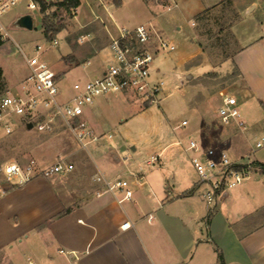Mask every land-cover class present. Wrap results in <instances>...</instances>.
<instances>
[{"label": "rangeland", "instance_id": "rangeland-1", "mask_svg": "<svg viewBox=\"0 0 264 264\" xmlns=\"http://www.w3.org/2000/svg\"><path fill=\"white\" fill-rule=\"evenodd\" d=\"M26 1H20L2 17L13 42L0 46V99L16 91L28 74L26 62L17 45L29 57L34 54L37 45L50 47L51 37L46 34L44 19L61 27L53 36L58 40V45L43 55L57 73L61 100L72 93L76 80L91 77L95 70L104 66L109 55L110 34L113 32L114 36H118V26L132 28L151 23L157 33L175 47L172 51L160 49L150 69L151 81L162 82L163 90L153 103L134 91H128L101 96L86 107L85 118L91 125L100 117V106H105L102 131L110 133L111 137L107 139V134H98L101 138L98 143L102 142L106 151L110 149L114 153L117 150L112 144L121 151L127 150L130 162L135 160L141 163L140 173L151 181L159 173L167 178L173 177V167L166 164L160 166V163L150 166L146 161L161 146L175 141L176 135L184 141H188L189 137L198 143L211 141L210 146L221 147L232 159L251 153V159L264 162V146L255 148L258 138H264V129L252 128L256 122L253 114L257 105L255 107L253 101L245 96L239 71L231 65L234 54L253 35L251 29L256 32L264 30V13L260 9L246 12L251 0L221 1L210 9V22L214 30L217 28L214 20L222 24V15L233 22L231 27L213 39L199 36L195 30V14L206 0H121L119 6L114 4V0H81L80 6L71 11L52 2L46 12L42 11L41 6L39 11L29 12ZM176 3L178 6H175ZM261 8L264 10V6ZM26 13H31L34 19V29L31 31L15 25L18 16ZM198 41L203 42V48ZM224 90L233 93L240 101V109L250 127L247 132L242 133L220 121L217 110L221 102L220 93ZM205 128L210 133L204 136L202 131ZM60 142L65 150L58 148ZM98 143H91L84 149L63 126L53 133H45L36 129L27 130L18 124L12 135L0 139V168L12 158L22 163L29 157L37 158L40 165L45 161L52 163L61 159L58 157L60 154L74 149L79 158L85 156L88 166L97 163L104 171L107 157L104 151L95 150L94 146ZM45 144L48 148L42 149ZM200 144L204 146V143ZM174 147L179 148L177 145ZM170 156L178 163L183 161L189 165L188 172L184 173L186 179L198 177L186 155L178 152ZM41 157L44 159L39 160ZM125 166L126 163H121L120 168L126 169ZM257 171L261 172L260 169ZM123 177L133 179L129 174ZM253 177L262 178L259 173ZM3 178L0 171V181ZM258 216H264V210Z\"/></svg>", "mask_w": 264, "mask_h": 264}, {"label": "crops", "instance_id": "crops-1", "mask_svg": "<svg viewBox=\"0 0 264 264\" xmlns=\"http://www.w3.org/2000/svg\"><path fill=\"white\" fill-rule=\"evenodd\" d=\"M221 1L206 0L195 17ZM256 9L264 13L251 0L246 12ZM251 31L253 35L234 54L231 65L239 71L245 96L257 105L252 128L263 130L264 30ZM105 110L104 105L100 106V117L91 123L99 135H110L102 131ZM202 133L205 136L210 132L205 128ZM175 138L156 152L161 153L160 166L173 167V177L159 173L152 181L144 178L134 187L133 197L123 203L108 192L98 195L103 185L94 181V175L100 166H88L85 156L79 158L74 149L58 156L74 165L71 172L36 178L21 186H13L3 178L0 264H70L72 258L60 250L79 253V264H219L220 254L223 264H264V216H258L264 210V175L254 171L245 181L246 186L241 187L243 182L209 203L204 197L209 186L200 183L197 176L186 179L189 165L170 158L171 153L182 152L190 159L182 147H174L181 139L177 135ZM205 142H200L205 147L199 144L212 147L211 141ZM62 147L60 142L58 148ZM94 147L106 153L107 166L101 171L109 178L125 179L123 176L129 174L134 179L133 174H141V163L134 160L126 164V169L120 168L117 151H106L102 142ZM232 160L260 162L251 159V153ZM45 162L41 166L54 163ZM255 173L262 180L253 177ZM127 221L131 226L122 228Z\"/></svg>", "mask_w": 264, "mask_h": 264}, {"label": "built area", "instance_id": "built-area-1", "mask_svg": "<svg viewBox=\"0 0 264 264\" xmlns=\"http://www.w3.org/2000/svg\"><path fill=\"white\" fill-rule=\"evenodd\" d=\"M20 1L22 0H0V46L9 41L13 42L2 17ZM62 1L64 0H27L26 8L29 12L39 11L43 4L48 6L52 2ZM252 2L255 6H264V0ZM80 41H83L82 38ZM58 43V40L52 37L50 47L37 45L30 57L16 44L24 57L28 74L16 91L0 99V139L12 135L18 124L26 128L27 123H32V129L45 133H53L63 126L75 136L84 149H87L89 144L98 143L101 138L85 118L86 107L94 104L101 96L128 91H134L150 103L157 101L158 94L163 90V83H153L150 79L154 56L160 49L165 51L175 49L157 33L151 23H143L132 28L118 27V36L110 34L109 55L99 73L94 77L75 81L72 93L61 100L57 73L43 57ZM220 95L221 102L217 113L222 124L234 126L242 133L247 132L248 124L240 109L238 98L227 90L222 91ZM110 137L111 134L107 135V139ZM175 144L189 154L199 182L209 186V192L204 194L209 203L225 196L230 190L248 180L258 169L252 161H233L224 149L214 146L203 148L193 138L187 142L178 139ZM263 146L264 138H258L255 148ZM112 147L117 150L122 163H130L127 150L120 151L113 144ZM160 157L161 153L151 154L146 161L147 165L154 166L159 163ZM73 169L74 165L64 158L48 166H41L34 158H29L25 163L12 158L1 166L0 171L8 183L21 186L36 178H48L55 174L71 172ZM133 175V180L111 179L98 170L94 175V181L103 185V190L98 195L108 192L119 203L130 200L134 194V187L144 179L142 174ZM130 226L131 223L127 221L122 228ZM60 253L72 258L70 264H79V253L66 250H60Z\"/></svg>", "mask_w": 264, "mask_h": 264}, {"label": "trees", "instance_id": "trees-1", "mask_svg": "<svg viewBox=\"0 0 264 264\" xmlns=\"http://www.w3.org/2000/svg\"><path fill=\"white\" fill-rule=\"evenodd\" d=\"M223 2H226V0H222ZM59 5V7H64L65 10L67 11H71V9L73 8H78L81 4L80 0H64L62 2H57ZM114 4L119 6L121 4V0H114ZM48 10V6H46V4H43L42 6V11L46 12ZM210 9H207L205 11H203L202 13L198 14L195 19H194V24L197 25L196 27V32L197 35L205 37L206 39H213L214 37H218L220 34H222L227 27H231V25L233 24L232 20L224 17L222 15L221 20L222 24H219V22H217V19L214 20L216 24L217 28L216 30H214L213 25L211 24L210 20ZM60 20H58L59 23ZM44 27H45V31L46 34L49 35L51 38L54 36L55 32L59 31L61 29L60 26H56V24L53 23H48L45 21L44 19ZM226 25V26H225ZM219 27V28H218ZM198 37V36H197ZM200 46L203 48V42L202 41H198ZM254 165L260 169L261 173L264 175V162H254ZM223 256L220 254L219 255V264H223Z\"/></svg>", "mask_w": 264, "mask_h": 264}, {"label": "water", "instance_id": "water-1", "mask_svg": "<svg viewBox=\"0 0 264 264\" xmlns=\"http://www.w3.org/2000/svg\"><path fill=\"white\" fill-rule=\"evenodd\" d=\"M15 25L19 28H23L26 30H33L34 29V20L31 14H24L18 16L17 20L15 21ZM33 124L32 123H27L26 124V129L27 130H32ZM117 157L118 155L115 154ZM119 159V157H118Z\"/></svg>", "mask_w": 264, "mask_h": 264}]
</instances>
